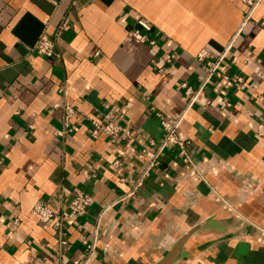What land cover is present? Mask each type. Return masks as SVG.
Wrapping results in <instances>:
<instances>
[{
    "label": "crops",
    "instance_id": "1",
    "mask_svg": "<svg viewBox=\"0 0 264 264\" xmlns=\"http://www.w3.org/2000/svg\"><path fill=\"white\" fill-rule=\"evenodd\" d=\"M248 14L244 0H0V264H82L94 232L90 264H157L188 233L175 264H264V0ZM136 29L156 46L130 39ZM43 34L58 59L33 52ZM229 44L222 69L245 78L241 90L213 82L179 130L197 170L168 149L136 196L113 205L141 173L146 142L161 139L151 108L182 112L177 86L204 75L196 55ZM63 103L73 126L57 137ZM115 104L133 140L112 147L89 118ZM80 192L93 196L90 213L67 224L62 245L32 209L66 210Z\"/></svg>",
    "mask_w": 264,
    "mask_h": 264
},
{
    "label": "built area",
    "instance_id": "2",
    "mask_svg": "<svg viewBox=\"0 0 264 264\" xmlns=\"http://www.w3.org/2000/svg\"><path fill=\"white\" fill-rule=\"evenodd\" d=\"M244 1L248 6V15L250 16L255 7L259 4V0ZM249 16L247 17V20ZM138 26L141 30H144L147 33L153 30L152 25L147 20H139ZM61 29L66 31L68 29V26L62 25ZM140 29L130 30L128 32V37L130 39L137 40L142 44L155 47L156 41L150 39L147 35L142 34ZM230 50L231 45L229 44L224 49V52L217 57L213 58L211 54L206 50H202L196 55L195 60L202 66L204 75L195 87L188 82H183L177 86V91L184 94L187 102L186 107L182 112L170 117H166L163 114L156 112L154 108H151L160 122L161 139H149L146 142V146L144 149L146 163L141 173L128 179L131 183L130 191L126 195L118 198L113 205L126 204L129 199L136 196V194L144 186L145 182L150 177L152 172L159 168V166L161 165V158L168 149L173 148L179 150L186 157L189 166H191L195 171L197 170L198 165L196 161L189 156V147L191 143L189 141L183 140L179 136V130L189 110L192 109L193 106L200 100H202L206 88L213 82L219 80L226 81L235 85L237 90H241L242 85L245 83V78L240 75H230L222 69V65L224 64ZM33 52L47 58L58 59L60 57L59 53H57L55 50L54 43L45 34L40 37L39 41L33 48ZM163 61L165 64L170 63L169 59ZM158 64H160V62H157L156 65ZM60 91L61 93L66 94L64 88ZM204 104H208V101H205V99ZM62 109L65 114L63 120V130L56 132L57 137H61L67 132H70L73 126L72 119L75 114L73 107L69 103H63ZM120 113L121 106L115 104L108 110L107 113L103 115L101 121L89 118L91 124V132H99L103 134L107 138L109 145L112 147L120 140H133L132 132L120 123ZM1 164L2 161L0 160V165ZM121 166L122 163L119 156L115 161L114 167L115 169H119ZM93 200L94 199L91 194L80 192L70 199L66 210L60 211L53 209L44 201H38L32 209V214L41 223L49 224L53 228L55 235L59 237L61 244L67 245V224L71 220L85 218L90 213ZM109 207L110 206L102 207L97 226H99L101 218H103L107 213ZM15 223L17 224L18 220H15ZM96 236L97 234L94 232L91 239L85 238L83 240L82 243L85 247V256L82 264H90L95 257L97 251Z\"/></svg>",
    "mask_w": 264,
    "mask_h": 264
},
{
    "label": "water",
    "instance_id": "3",
    "mask_svg": "<svg viewBox=\"0 0 264 264\" xmlns=\"http://www.w3.org/2000/svg\"><path fill=\"white\" fill-rule=\"evenodd\" d=\"M189 237V233L182 237L175 246L157 264H175L180 258L183 245Z\"/></svg>",
    "mask_w": 264,
    "mask_h": 264
}]
</instances>
